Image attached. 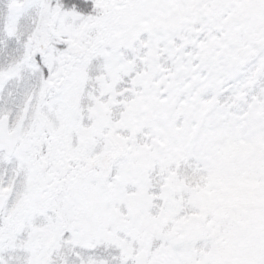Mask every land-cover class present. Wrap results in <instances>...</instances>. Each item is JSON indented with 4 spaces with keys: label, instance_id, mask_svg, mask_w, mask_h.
Segmentation results:
<instances>
[{
    "label": "snow or ice",
    "instance_id": "1",
    "mask_svg": "<svg viewBox=\"0 0 264 264\" xmlns=\"http://www.w3.org/2000/svg\"><path fill=\"white\" fill-rule=\"evenodd\" d=\"M0 264H264V0H0Z\"/></svg>",
    "mask_w": 264,
    "mask_h": 264
}]
</instances>
